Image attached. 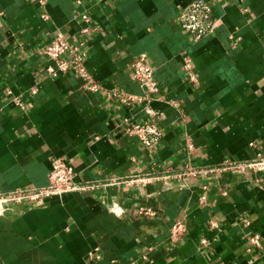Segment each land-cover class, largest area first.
Returning a JSON list of instances; mask_svg holds the SVG:
<instances>
[{"label":"crops","instance_id":"obj_1","mask_svg":"<svg viewBox=\"0 0 264 264\" xmlns=\"http://www.w3.org/2000/svg\"><path fill=\"white\" fill-rule=\"evenodd\" d=\"M192 1L0 0V190L47 186L50 156L71 164L77 182L99 183L41 207H7L0 264H264L262 172L203 173L185 186L175 177L105 185L187 162L206 170L264 156V0H206L221 25L198 42L175 20ZM85 28L86 68L103 90L141 96L130 61L143 55L154 68L160 92L150 107L165 116L156 149L120 128L125 117L146 118L141 104L88 91L72 72L46 76L43 47L57 32L76 41ZM185 56L195 83L182 70ZM17 98L33 106L22 109ZM177 220L187 231L169 250ZM254 234L260 247L249 253Z\"/></svg>","mask_w":264,"mask_h":264},{"label":"built area","instance_id":"obj_2","mask_svg":"<svg viewBox=\"0 0 264 264\" xmlns=\"http://www.w3.org/2000/svg\"><path fill=\"white\" fill-rule=\"evenodd\" d=\"M40 4L45 6V0H40ZM41 18L47 19V14L43 11ZM80 18L84 22H88V17L85 13H81ZM176 23L180 30L186 33L192 42H198L201 39L209 37L221 25L219 18L212 15V10L206 0H193L185 7L179 8L175 17ZM88 28L81 31L80 38L76 41H69L62 33L57 32L51 41L46 44L41 50L42 55L47 60L45 67V74L48 77H56L60 73L72 72L83 80V86L86 90L91 92H103L107 97L113 100H118L127 107H133L134 104H141V111L146 118L143 120L135 119L132 116L125 117L121 122L120 128L123 134L127 137L137 138L143 149H156L162 138L160 122L165 118L162 113L153 110L150 107V102L157 98L160 92V85L157 82L154 74V68L146 61L145 56H135L130 61V77L137 82L143 91L141 96L129 95L117 89L106 90L102 89L100 85L94 82L92 76L86 68V38L85 34ZM182 70L186 74V78L190 83H195L197 77L193 72L192 61L188 56L183 57ZM102 90V91H101ZM37 89H32L31 93L35 94ZM16 104L22 109H28L33 106V103L24 104L20 99H16ZM171 104L177 107V103L171 101ZM188 149L192 150L193 146L188 144ZM50 170L48 172V185L45 187H21L10 191L0 190V215L4 213L7 207L12 205H27L41 207L45 204L47 198L51 196H61L66 193L75 191L94 189L99 186V183H80L76 181V173L71 164L65 159L54 156L49 157ZM153 167L155 164H152ZM153 169V168H152ZM154 170V169H153ZM217 171H227L233 174H243L247 171L255 173H264V156L258 153L256 157L250 161H235L225 159L214 168L204 170L196 167L190 162L183 165L181 170L169 169L160 173L149 174L147 177H135L133 179L113 178L108 180L105 185H114L123 183L125 185H132L136 183H144L153 179H161L166 181L169 177H175L185 186V180L189 177L199 176L203 173H214ZM259 178L256 181H262ZM205 197L201 198V201ZM142 215H151V212L143 210L140 211ZM216 226L215 222H212ZM187 231L185 221L177 220L169 229L168 240L169 250H172L176 243H178ZM259 234H254L249 238L250 247L247 251L250 253L252 248L260 247ZM207 240H201V246H208ZM90 260L99 258L98 249H94L89 255ZM143 262H148L146 255L141 257ZM253 261L249 260V264Z\"/></svg>","mask_w":264,"mask_h":264}]
</instances>
